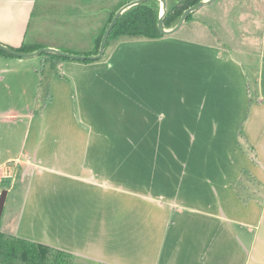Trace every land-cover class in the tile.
Wrapping results in <instances>:
<instances>
[{
  "label": "crops",
  "instance_id": "1",
  "mask_svg": "<svg viewBox=\"0 0 264 264\" xmlns=\"http://www.w3.org/2000/svg\"><path fill=\"white\" fill-rule=\"evenodd\" d=\"M66 1L70 6L67 2L66 7L45 4L52 0H0V44L11 48L39 45L41 36L28 40L32 23L40 31L56 22L58 14L73 13L74 0ZM86 5L92 4L88 1ZM47 13L52 18L45 20ZM51 28L55 30L57 25ZM58 44L63 42L42 48L59 50ZM193 45L212 53L194 54L185 47L188 81L192 76L200 78V84L193 87L196 96H189L186 103L185 120L193 116L197 120H227L231 115L234 135L218 137L211 150V164L184 163L185 172L194 180L191 185L176 182L174 169L165 173L173 180L161 185L157 153L155 156L149 146L145 153L138 148H118L113 142L130 141L128 136L113 134V139L101 131L104 129L97 120L104 119L110 109L102 96L111 72L104 70H113L115 56L106 62H99L102 58L82 63L50 60L48 66L57 68L50 74L43 61L34 64L25 58L0 55V89L8 91V105L17 98L11 96L13 93L19 97L15 99L19 105L14 102L8 109L0 108V123L8 120L5 129L18 136L15 152L6 149L5 155L0 154V169L8 176L0 181H9L12 192L18 189L8 213L14 223L12 236L67 251L86 264H264V186L256 179V167L250 171L246 167L250 161L255 164L239 141L249 144L250 139L243 133V139L238 135L240 123L243 132L240 120L244 113L246 116L249 98L252 103L244 121H248L253 107L264 104V65L258 64L255 102L249 95V83L240 74L239 80L237 74V96L231 97L222 112L217 101L207 102L209 85L205 79L208 73L212 79L216 76L212 87L214 92L219 91L218 73L223 68L219 47L196 41ZM260 53L261 61L264 49ZM205 57L211 63H207L208 71L197 65ZM39 90L41 96L48 93L50 97L43 108L37 101ZM201 108L208 110L206 116H202ZM142 139L136 132L135 140ZM105 140L110 143H103ZM258 146L264 157V143ZM224 155L237 158L233 165L225 163L227 172L222 168ZM144 157L149 164L145 172ZM10 163L12 167L3 168ZM257 164L262 166L260 161ZM237 185L243 193L237 191ZM192 188L200 191L194 193ZM164 195L169 197V217L162 212L167 208L161 202Z\"/></svg>",
  "mask_w": 264,
  "mask_h": 264
},
{
  "label": "rangeland",
  "instance_id": "2",
  "mask_svg": "<svg viewBox=\"0 0 264 264\" xmlns=\"http://www.w3.org/2000/svg\"><path fill=\"white\" fill-rule=\"evenodd\" d=\"M52 1L45 4L51 7L55 5L66 7L68 3L66 0ZM88 1L92 5L87 6ZM131 1L134 0H74L73 13L58 14L59 17L56 22H51L46 27L43 26L40 31H37L32 23L28 40L36 35L42 37L39 40V47L41 48L49 43L63 42V44L57 45L59 50L77 55L94 53L96 38L102 34L104 28L108 27L109 17L125 3ZM179 1L165 0L167 11L174 8ZM77 4L79 9L76 8ZM68 5L70 6V3ZM83 9L89 12L81 11ZM110 12L112 13L110 14ZM44 15L47 17L45 20L52 18L51 13ZM53 24L57 25L55 30L51 28ZM193 41L218 46L219 55L223 59L222 71L218 73L220 74L219 81H217L219 91L214 92L212 87L215 84L216 76L212 79L211 74L208 73V76L205 77L206 85H209L207 102L210 100L211 103L217 101L219 111H225L223 106L228 104L231 97L233 99L234 96H237V74L239 80H241V75V78L249 83V95L255 102L256 93L254 89L256 90L257 86L255 83L257 82L258 64L259 66L260 63L264 65V60H259L260 54H262L260 51L264 49V0H214L213 3L193 13L191 18L174 35L158 39H148L142 36H121L105 48L104 55L99 61L106 62L110 60V57L112 59L115 56L112 62L113 70H104L111 72L109 74L110 79H108L109 83L104 84L106 94L102 96L104 104L110 107L109 113L104 119L97 120V123L99 127L104 129L101 131L112 136L113 139L115 135L118 137L120 135V138L122 135L128 136L130 141L113 142L117 143L118 148L131 151L138 148L145 153L149 146V150H152L155 156L157 153L156 158H158L160 171L156 173L161 185L163 183L168 185L169 181L173 180V177L167 176L165 173H173L174 170L176 182L180 181L183 185L194 182L193 178L185 172L184 163L196 166L211 164V150L215 147L218 137L221 138L220 135H224L227 138L228 135L230 137L234 135V120H229L231 115L226 116L227 120H197L196 116L185 120L186 103L190 100L189 96L191 99L196 96V93L193 92L194 85L200 84L198 75L192 76L191 81H188L189 71L184 68L183 60L185 47L190 48L194 54L199 51L207 54L212 53L207 49L201 50V46L193 45ZM26 60H31L34 64H40L41 61L45 62L47 64L46 69L50 74H53L57 69L55 65L48 66L50 59H44L43 55ZM207 63L211 64L209 59L205 57V60L199 61L197 65L208 71ZM194 68L196 69V67ZM37 69H42V66L39 65ZM262 75L264 76V70ZM263 76L262 86L264 87ZM227 85L235 88L231 90ZM222 86L224 90L221 91ZM227 90L229 93L225 92ZM40 91L37 101L46 95L45 93L41 96ZM7 94L8 91L0 89V108L8 106L6 108L8 109L11 104H14L15 99L19 98L18 94L13 93L11 96L17 98H14L8 105L6 102L8 101L6 99ZM244 94L248 95L246 92ZM29 95L32 101L34 94ZM211 95L212 98H210ZM204 96L206 97V95ZM37 101L34 105L37 104ZM198 102L196 101L194 105V113L197 110ZM15 103L19 105L18 102ZM206 110V108H201L202 116H206L208 111ZM244 116L240 120L243 122L242 133L250 140H248L249 144L245 140L239 142L248 154H252L250 158L255 164L253 165L250 161L249 164L246 163V167L249 171L254 166L256 167L253 168L254 173L257 174L256 179L261 181L262 186H264V157L261 156L258 146V144L264 143V104L257 105L250 110L248 121H244ZM218 117L223 118L221 115ZM7 123L8 120L0 123V154L2 155H5L6 149L15 152L18 146V136L11 133L10 129H5L6 126H9ZM97 132L100 133L98 130L93 131V133ZM136 132L143 136L142 141L137 142L135 140ZM191 136L193 138H190ZM103 143H110V141L105 140ZM113 143L111 142V144ZM255 146L259 150L258 153ZM236 159L234 156L224 155L222 157L223 171L227 172L224 168L225 163L233 165ZM254 160H257L256 163ZM259 161L262 166L257 164ZM10 164L3 168L12 167L13 163ZM148 165L144 157V172ZM172 169H174L173 172ZM230 174L231 172L228 173V176ZM244 175L245 182L246 177L244 178ZM146 176L147 173H144L145 180ZM236 189L239 193H243L238 185ZM4 190L8 191L9 194L6 196L0 218V232L13 235L15 230L12 224L14 223L8 213L16 199L18 189L12 192L9 181H0V194ZM165 190L170 193L167 187ZM197 190L200 191L197 188H192L194 193ZM164 196H162L161 202L166 203L167 208L162 212L164 216L168 215L169 217L170 208L167 204L169 197ZM80 264L86 263L81 262Z\"/></svg>",
  "mask_w": 264,
  "mask_h": 264
},
{
  "label": "trees",
  "instance_id": "3",
  "mask_svg": "<svg viewBox=\"0 0 264 264\" xmlns=\"http://www.w3.org/2000/svg\"><path fill=\"white\" fill-rule=\"evenodd\" d=\"M200 1L202 0H180L174 8L167 11L164 19V28L172 29L178 23L183 12ZM159 11L160 4L157 0H150L128 9L115 23L107 39L106 47L121 36H142L148 39H158L163 37L157 29ZM114 14L110 16L108 24L111 22ZM191 16H189L186 21H188ZM105 30L106 28H104L102 34L96 38L94 53L78 55H96ZM11 49L21 53H32L41 49V47H39V45L22 44L19 48ZM0 55L10 56L1 50ZM43 57L50 59L54 63L59 61H69L68 59L51 54H43ZM49 99L50 97L48 93L41 97L39 99L40 108H43ZM251 103L252 101L249 98L245 118L248 115ZM241 129L242 123L239 124L238 135L243 139ZM81 262L82 260L80 258L67 251L0 232V264H80Z\"/></svg>",
  "mask_w": 264,
  "mask_h": 264
},
{
  "label": "water",
  "instance_id": "4",
  "mask_svg": "<svg viewBox=\"0 0 264 264\" xmlns=\"http://www.w3.org/2000/svg\"><path fill=\"white\" fill-rule=\"evenodd\" d=\"M147 1L150 0H134L131 2L126 3L125 5H123L113 16L111 22L109 23L108 27L106 28L100 44H99V49H98V53L96 55H90V56H85V55H77V54H71V53H67V52H62L56 49H52V48H41L39 50H36L32 53H21V52H17L3 44H0V50L10 56L13 57H18V58H25V59H29L32 57H36V56H40L43 54H51V55H55V56H59L71 61H97L99 59L102 58L103 53L105 51V47L107 44V39L109 37V34L111 32V30L113 29L115 23L117 22V20L119 19V17L125 13L128 9L143 4ZM160 4V11H159V17L157 20V29L160 32V34L163 37H168L171 35H174L175 33H177L181 27L183 26V24L186 22V20L188 19L189 16H191L193 13H195L196 11H198L199 9H201L204 6H207L211 3L214 2V0H202L200 2H198L197 4H195L194 6L188 8L187 10H185L183 12V14L181 15L178 23L172 28V29H165L164 28V19L165 16L167 14V5L165 3V0H157ZM7 196V191H2L0 194V218H1V214H2V210H3V206L5 203V199Z\"/></svg>",
  "mask_w": 264,
  "mask_h": 264
},
{
  "label": "built area",
  "instance_id": "5",
  "mask_svg": "<svg viewBox=\"0 0 264 264\" xmlns=\"http://www.w3.org/2000/svg\"><path fill=\"white\" fill-rule=\"evenodd\" d=\"M3 170L0 169V180H6L8 176L4 173H2Z\"/></svg>",
  "mask_w": 264,
  "mask_h": 264
}]
</instances>
